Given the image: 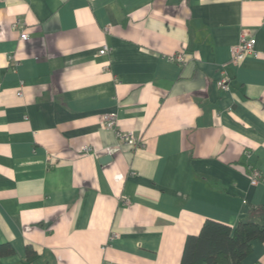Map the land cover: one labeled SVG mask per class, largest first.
<instances>
[{
  "label": "crops",
  "instance_id": "1",
  "mask_svg": "<svg viewBox=\"0 0 264 264\" xmlns=\"http://www.w3.org/2000/svg\"><path fill=\"white\" fill-rule=\"evenodd\" d=\"M263 204L264 0H0V264H181Z\"/></svg>",
  "mask_w": 264,
  "mask_h": 264
},
{
  "label": "trees",
  "instance_id": "2",
  "mask_svg": "<svg viewBox=\"0 0 264 264\" xmlns=\"http://www.w3.org/2000/svg\"><path fill=\"white\" fill-rule=\"evenodd\" d=\"M264 241V204L235 226L206 219L197 234L188 235L181 264H243L253 249V241ZM10 245H0V254H11ZM30 256L34 251L29 247Z\"/></svg>",
  "mask_w": 264,
  "mask_h": 264
},
{
  "label": "built area",
  "instance_id": "3",
  "mask_svg": "<svg viewBox=\"0 0 264 264\" xmlns=\"http://www.w3.org/2000/svg\"><path fill=\"white\" fill-rule=\"evenodd\" d=\"M15 25H18V23H15ZM21 40H27L30 37V34L28 32H22L21 33ZM256 43L257 39L256 37L249 33L248 31H243L241 35V39L239 42L234 44L230 49V63L233 65H239L247 56L253 55L258 56L260 53L256 50ZM110 48L107 45H104L100 49V54H107L109 52ZM173 59H177L178 61L184 62L185 57L183 52H180L172 57ZM218 84L221 88L227 89L229 85V77L225 76V71L223 72V76L221 79H219ZM18 95H22V92L19 91ZM102 123L110 128H116L117 127V115L115 113H104L101 117ZM117 136L119 138V141L121 144L129 145V146H136L138 144L137 138L135 137L134 133L132 131H126L122 129H117ZM84 150H89L90 148L88 146L83 147ZM251 171V179L252 184L256 185L260 182L262 178V173L259 168H250ZM105 264H114L111 262H105Z\"/></svg>",
  "mask_w": 264,
  "mask_h": 264
},
{
  "label": "water",
  "instance_id": "4",
  "mask_svg": "<svg viewBox=\"0 0 264 264\" xmlns=\"http://www.w3.org/2000/svg\"><path fill=\"white\" fill-rule=\"evenodd\" d=\"M107 158H109V156L108 157L106 156L104 159H107Z\"/></svg>",
  "mask_w": 264,
  "mask_h": 264
}]
</instances>
